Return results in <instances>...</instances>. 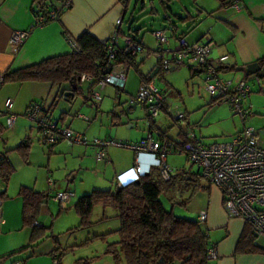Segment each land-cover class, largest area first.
<instances>
[{"label": "rangeland", "instance_id": "374dc122", "mask_svg": "<svg viewBox=\"0 0 264 264\" xmlns=\"http://www.w3.org/2000/svg\"><path fill=\"white\" fill-rule=\"evenodd\" d=\"M196 7H198L196 0H129L122 30L141 39L146 45L144 51L137 55L138 61L143 58L140 64L143 72L152 74L157 68L154 64V55L147 54L158 46V40L152 30L162 28L169 37L170 44L174 45L176 43L174 37L181 31L188 30L187 25L191 23L190 20L181 21L176 14L183 16L189 11L196 15ZM198 24L199 22L193 21L187 33L195 29ZM174 25L176 26L175 35H172L171 28ZM158 73L154 75L155 83L172 100V105L181 106L187 112V122L186 120L174 122L167 113L162 111L152 118L156 123V126L151 129V135L154 138L157 137V127L167 129L168 136L177 140L180 138L178 135L180 127L183 131L192 127L202 143L225 141L245 124L253 126L258 131L259 143L264 146V134L260 132L264 128V93L258 90L257 81L248 79L252 91L245 100L244 107L251 106L248 109L251 113L247 115L243 123L241 116L231 108L229 102L221 101L209 106L211 94L205 88L203 72L191 73L186 65L178 64L173 69L162 72V77ZM238 73L239 71L229 70L225 72V75L236 77ZM126 75V83L120 93L117 92L115 85L108 83L101 88L95 87L100 93L99 99L85 100L87 82L82 81L79 83L82 93H77L71 99L60 95L55 96V89H53L49 97L43 101L47 104L55 98L51 110L52 116L59 118L62 115L63 118L59 120V123L81 132L89 141L88 144L63 138L53 145V151L49 153L47 145L39 139L36 127L30 128L33 121L24 114L23 110H16V107L12 109L16 117L18 116L17 120L20 117L23 119L20 125L17 122L10 127L3 119H0V127L3 125L0 131V152L15 146L26 133L31 139L28 162H23L16 151H8L15 170L6 186L7 197H4L3 201L20 202L21 206L22 199L18 193L21 185H30L38 190L49 191L50 196L42 205L38 217L42 224L46 225V233L49 237L45 238L40 245L45 246L49 243L55 246L60 245L63 251L62 264H77L78 258L89 260L95 256L97 258L89 264H115L114 255L111 252H105V249L109 242L118 239L117 209L96 203L90 213L89 223L78 227L79 216L73 204L79 195L93 188L114 187L122 173L118 172L115 177L113 159L126 160L129 155H132V150L129 148L108 145L107 157H110L113 162L106 163V160H98L95 157V146L91 144L94 137L134 142L150 134L151 119L147 116L145 107L138 103L130 111L126 110L128 95L135 93L138 89L139 74L134 66H130ZM262 81L264 83V79ZM112 111H115L119 117H114ZM167 163L171 166L173 173L181 170L197 171V166L188 161L183 152H169ZM130 168L131 166L128 169ZM48 177L55 181V187L73 192L66 205H61L51 197ZM191 182V179L182 177L174 185L167 184L166 191L161 195L165 206L170 207V202L167 200L169 195L179 197L180 201L189 197L193 188ZM200 183L203 185L206 180L202 177ZM2 188L3 184L0 182V189ZM198 190L190 196L186 204L176 203L174 212L186 217L194 216L193 207L197 206L203 193L201 187ZM255 238L264 246V237ZM27 251L23 252V255H26ZM14 256L5 261L10 262ZM121 264L124 262L122 261Z\"/></svg>", "mask_w": 264, "mask_h": 264}, {"label": "trees", "instance_id": "16d2710c", "mask_svg": "<svg viewBox=\"0 0 264 264\" xmlns=\"http://www.w3.org/2000/svg\"><path fill=\"white\" fill-rule=\"evenodd\" d=\"M35 1L39 7H33V15L39 13L44 14L46 19L43 24H46L50 20L58 19L61 12H59L55 18L49 16L48 8L51 5H56L46 0ZM128 2L129 0H122L124 11L127 9ZM232 3L233 0H219L216 9L225 5L232 6ZM176 15L183 22L189 19L192 23L194 20L193 16L190 14L183 16ZM158 29L164 32L162 28ZM174 31L175 25L171 28L172 35H175ZM130 35L141 42L143 46H146L141 39H138L132 34ZM180 36H183L182 33L175 37L178 39ZM74 42L75 46L70 44V50L68 52L48 56L25 66L4 70L0 74L2 83L43 81L49 82L51 86L65 85L61 87L60 92L57 93V95L64 97V90L70 89L76 78V88L73 89L74 95L67 96V99H71L77 93H82L79 86L81 81L78 78L81 74L85 73L91 75L92 78L90 85L87 82V95L84 96L85 100H89L91 99L88 95L90 88L98 87V80L103 77L104 73H106L114 63H123L126 67V72L130 66H134L139 74V83L146 78H154V75L158 72L159 76H162V71L158 63L159 59L155 57L154 64L157 68L152 74L143 72L140 69L143 58L140 61L137 60V55L139 53L129 55L118 51L115 60L108 59L105 48L106 40L101 41L97 39L88 30H84L78 36L74 37ZM258 62L264 65V55L258 58ZM187 67L190 69L189 66ZM224 68L225 70L228 69L224 67V65H221L218 69L222 70ZM190 72L195 73V71L193 72L191 69ZM244 78H248V76L246 75ZM115 87L118 93L124 89V86ZM157 87L161 89L158 85ZM161 90L164 91L163 89ZM126 101L128 102L127 99ZM216 102L221 101L216 96H211L209 106ZM54 103L55 98L49 107L43 105V99L31 100L24 111V114L29 117L28 114L34 109V106H39L36 116L33 118L30 117L33 121V125L31 124L30 128L32 126L36 127L39 132V139L44 145H47L49 153H52L53 145L63 139L60 138L57 142L43 140V127L40 120L42 118H46L47 120L55 119L59 123V120L63 118L62 115L59 116V118L52 116L51 110ZM142 105L147 110V116L151 119L149 127V129H151L156 126L154 119H152L155 116L150 114L145 104ZM12 107L13 105L7 109L5 106V110H1L0 114L5 115L7 118L9 113H13L16 119V114L12 111ZM131 109L130 107V110ZM112 115L114 117H119L115 111H112ZM186 118L187 114L184 120H186ZM5 122L7 125V119ZM2 128L3 126L1 125L0 130H2ZM164 135L167 136V129L157 127L156 138ZM177 141L181 143L183 142V138ZM30 149L31 139L30 135L26 133L15 146L6 148L0 152V181L4 184V187L0 189V199L7 197L6 186L15 170L13 163L8 157V151H16L23 162H28ZM108 161L109 160H107V162ZM182 177L191 179L193 187L191 189L192 194L200 187L202 189L208 188L205 184L201 185L200 179L203 176L198 168L197 171L181 170L174 173L171 171L169 178L165 179L160 172V168L153 165L147 171L141 173L135 180L121 184L117 180L114 187L93 188L91 191L79 195L73 204V208L79 216L77 226L81 227L89 223L90 213L96 203H100L103 206H111L117 209V216L119 218V226L116 229L118 239L109 242L105 252H111L114 255L115 264H121L122 261L124 264H212V257L208 254V250L215 246V242L210 240L209 228L206 226L205 221L194 216L186 217L179 215L175 213L173 209L176 203L181 202L182 204H186L192 194L181 201L180 198L169 195L167 197V200L170 202L169 208L165 206L161 198V195L167 189V184L171 183L174 185V183ZM53 182L55 183L54 180ZM55 189H57V187H55ZM18 193L22 199V223L24 226L30 228L28 243L16 250L6 253L2 258L7 259L16 255V253H22L28 250L25 257L16 259L21 260L22 264L26 258L34 253L35 248L38 247L45 238L49 237L46 233V225L39 222L38 217L41 207L47 202L50 193L46 190L35 189L30 185H21ZM34 222L37 223L34 224ZM255 237L256 236L252 235L250 230L249 233H243L236 245V250L240 251L244 249V242L251 243V245L254 246L255 243L253 240ZM253 246L247 249H253ZM62 254L63 251H61L60 245H56L51 251L53 264H62ZM96 258L97 256L89 260L78 258L76 262L77 264H89ZM16 260L13 259L10 263Z\"/></svg>", "mask_w": 264, "mask_h": 264}, {"label": "crops", "instance_id": "0c3cea01", "mask_svg": "<svg viewBox=\"0 0 264 264\" xmlns=\"http://www.w3.org/2000/svg\"><path fill=\"white\" fill-rule=\"evenodd\" d=\"M46 1L56 6L60 5L58 0ZM196 1L198 6L196 15L189 11L186 14L192 15L193 21L199 24L187 33L191 29V23H189L188 30L180 33L189 42L202 40L205 34L208 35L213 41L211 57L228 55L223 64L228 69H222V75L235 80L243 79L246 75L243 71L237 70L236 66L258 61V58L264 55V0H239L238 7L225 5L219 9H216L219 0ZM33 7H39L35 0H0V74L7 69L25 66L48 56L68 52L71 41L84 30H88L97 39L105 41L114 30L116 18L126 12L123 10L122 0H70L68 5L62 6L58 19L50 20L42 25H33ZM122 23L120 30H122ZM15 29H29V34L17 50H13L9 43L10 33ZM169 45H171L170 41ZM229 70H236L239 73L236 77L225 75V72ZM197 72L202 71L195 73ZM260 77L264 79V76ZM248 79L253 78L248 76ZM63 86L65 85L51 86L49 82L43 81L2 83L0 84V111L5 110V100L9 97L12 98V105L16 107V110L25 111L31 100L43 99L44 101L53 89L57 95ZM53 99L47 104L43 102V105L49 107ZM168 100L171 104L172 100L170 98ZM16 113L19 112L16 111ZM5 118V115L0 114V119L5 121ZM17 119L18 116L15 123L18 122L17 124L20 125L23 119L21 117ZM151 129H149L150 134ZM182 131L180 127L178 140L182 138ZM134 154L132 150V155H129L126 160L113 159L115 177L118 172L124 176L127 175L128 168L133 165ZM107 158L109 163L113 162L110 157ZM141 161L146 166L151 161V156L143 154ZM205 185L208 188H201L203 193L192 211H194V217H198L201 210H206L204 221L209 228L210 240L215 242L216 246V255L212 257V264H264V246L257 242L256 238L253 240L254 246L244 242V249L236 250L241 235L249 233V225L240 217L228 216L222 206L220 191L207 182ZM1 201L0 260L5 261L6 259L2 258L3 255L28 243L30 228L22 223L20 202H4L3 199ZM38 221L41 222L39 218ZM252 246L253 249H247ZM54 247L55 244L52 243L45 246L39 244L34 253L22 264H53L51 251ZM16 255L13 258L15 260L26 256L23 252ZM9 263L5 261L3 264Z\"/></svg>", "mask_w": 264, "mask_h": 264}, {"label": "built area", "instance_id": "2783aa9c", "mask_svg": "<svg viewBox=\"0 0 264 264\" xmlns=\"http://www.w3.org/2000/svg\"><path fill=\"white\" fill-rule=\"evenodd\" d=\"M59 6L51 5L49 16L57 17L62 6L68 5L70 0H58ZM232 6L238 7L239 0H233ZM124 15H120L115 20L112 34L106 39V52L108 59H114L118 51L124 54L135 55L144 51L141 42L133 38L129 33L121 32L120 25ZM46 16L42 13L34 15V25H42ZM153 35L158 40V46L147 54H153L159 59L161 71H168L175 65L184 64L193 71H202L205 74L206 90L211 96H216L220 101H227L231 108L237 112L243 123L251 112V106L244 107V102L252 91L248 78L233 79L222 75V70L218 69L223 65L228 57L221 54L211 57L213 41L205 34L202 40L189 42L184 36H180L178 42L169 45V38L161 30H153ZM29 34V29L12 30L9 36V43L13 50H17L23 40ZM72 40V39H71ZM75 46L74 40L70 43ZM126 67L123 63H114L98 80L97 86L100 88L110 83L117 87H123L126 81ZM159 74V73H158ZM258 83V90L264 93L263 78L255 75L252 77ZM81 82L86 81L91 84V75L81 74L78 78ZM2 77L0 75V84ZM89 97L92 100L100 98V93L95 87L90 88ZM128 104L135 102L145 104L152 116L158 115L161 111L167 113L174 122H182L186 117V111L178 106L170 104L166 93L159 89L154 82V78H146L139 83L136 93L127 97ZM12 105V98L5 100L6 108ZM39 109L38 105L28 114L33 118ZM7 125L12 127L15 123V115L9 113ZM43 127V140L57 142L60 138H68L74 142L88 144L87 138L79 131L73 130L69 126L59 124L57 120L41 119ZM183 142L169 136L154 138L149 134L138 141L129 142L108 138L94 137L91 144L95 146V157L98 160H108L107 147L114 145L126 147L134 151V162L124 176L126 181L135 180L141 173L156 165L160 168L163 178H169L172 171L167 163L166 156L169 152H183L186 159L195 164L200 170L203 178L211 186L217 188L221 193V201L224 210L230 217H240L248 223L252 235L264 237V146L259 143L258 131L253 126L243 127L231 134L225 141H213L202 143L196 135L194 129L190 127L187 131H182ZM148 154L152 160L146 167L142 164L141 155ZM51 197L65 205L66 201L73 195L68 189H55L53 180L48 177ZM53 190V191H52ZM2 201L0 199V227L2 222ZM200 220L206 219V210H201L198 214ZM37 222H34L36 224ZM211 257L216 255V246L208 250ZM9 264H21V260L13 261Z\"/></svg>", "mask_w": 264, "mask_h": 264}, {"label": "water", "instance_id": "95a60500", "mask_svg": "<svg viewBox=\"0 0 264 264\" xmlns=\"http://www.w3.org/2000/svg\"><path fill=\"white\" fill-rule=\"evenodd\" d=\"M236 69L243 71L244 74L248 75L249 77H253L255 75L264 76V65H261L257 60L248 62L245 65L242 64V65L236 66ZM75 88H76V78L74 79L70 89L64 90V98L67 99L68 98L67 96L74 95L73 89H75ZM135 106H136L135 102L128 104L126 106V110L130 111V107L135 108ZM260 132L264 134V128H262L260 130ZM3 261H4V259H1L0 263H2Z\"/></svg>", "mask_w": 264, "mask_h": 264}, {"label": "clouds", "instance_id": "9594fccd", "mask_svg": "<svg viewBox=\"0 0 264 264\" xmlns=\"http://www.w3.org/2000/svg\"><path fill=\"white\" fill-rule=\"evenodd\" d=\"M151 160H152V158H151ZM143 164V163H142ZM144 165V164H143ZM147 166V165H146ZM146 166H144V167H146ZM145 171H147L146 169H145ZM144 171V172H145ZM118 181H119V183L121 184V183H126V182H128V181H132V180H128V181H126V179H124V177H123V175L121 174L120 176H119V178H118Z\"/></svg>", "mask_w": 264, "mask_h": 264}]
</instances>
